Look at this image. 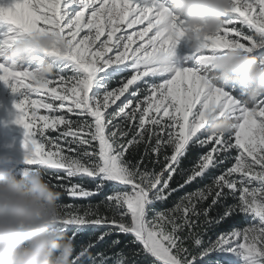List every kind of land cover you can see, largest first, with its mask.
I'll list each match as a JSON object with an SVG mask.
<instances>
[{
    "label": "snow or ice",
    "instance_id": "6c2138e0",
    "mask_svg": "<svg viewBox=\"0 0 264 264\" xmlns=\"http://www.w3.org/2000/svg\"><path fill=\"white\" fill-rule=\"evenodd\" d=\"M169 5L0 0V82L22 97L14 123L24 129L25 163L43 166L68 197L103 196L61 204L73 264H264V97L221 88L210 63L233 46L264 63V0H232L199 50ZM46 32L67 45L48 53L52 77L39 81L32 64L4 63L15 39ZM38 108L49 114L37 116ZM209 113L227 116L232 131L209 137Z\"/></svg>",
    "mask_w": 264,
    "mask_h": 264
},
{
    "label": "clouds",
    "instance_id": "9594fccd",
    "mask_svg": "<svg viewBox=\"0 0 264 264\" xmlns=\"http://www.w3.org/2000/svg\"><path fill=\"white\" fill-rule=\"evenodd\" d=\"M172 18L185 22V33L192 47L199 50V37L215 36L232 0H170ZM66 50L59 33L22 35L3 51L10 68L34 66V77L45 81L55 73L48 53L53 48ZM161 64L167 57L161 56ZM211 76L223 89L240 90L248 101L264 97V63L256 56L230 47L213 55ZM233 125L227 116L209 113V137L227 135ZM61 191L46 179L43 166L26 167L19 177L15 167L0 166V264H73V237L62 226L65 219Z\"/></svg>",
    "mask_w": 264,
    "mask_h": 264
},
{
    "label": "rangeland",
    "instance_id": "374dc122",
    "mask_svg": "<svg viewBox=\"0 0 264 264\" xmlns=\"http://www.w3.org/2000/svg\"><path fill=\"white\" fill-rule=\"evenodd\" d=\"M144 26L145 25H136L134 29L138 31ZM127 31L130 33L133 29H128ZM149 35H151V33H149ZM145 39H147V37ZM66 75H71V73L66 72ZM111 86H118V83L113 82ZM32 98L39 99L40 97L33 94ZM20 99H22V97L19 93H12L9 86L0 82V166L6 168L15 167L17 176L20 175L24 168L29 167V165L25 163V156L28 154L29 149L24 144V129L22 126L14 123L17 115L14 104L18 103ZM117 103H119V101ZM36 112L37 116L49 114L42 108L36 109ZM42 126L43 122L38 121V127ZM46 132L51 136L57 135L54 131L48 132V130H46ZM210 147L211 145L208 146V148ZM47 150L48 146L46 145L45 151Z\"/></svg>",
    "mask_w": 264,
    "mask_h": 264
},
{
    "label": "trees",
    "instance_id": "16d2710c",
    "mask_svg": "<svg viewBox=\"0 0 264 264\" xmlns=\"http://www.w3.org/2000/svg\"><path fill=\"white\" fill-rule=\"evenodd\" d=\"M208 149H209L208 147L207 148H201L200 152L203 153V152L207 151ZM194 156H195V153L194 152H190L188 154V161H185V163H188L189 161H191ZM86 186L89 187V188L94 187V185L91 184L90 182H87ZM195 187H196V185L194 184L191 187L184 189L183 191H191ZM57 190L61 191V193H62L60 201H59L60 204H74V203H81V204L93 203V204H95V203H98L99 200L103 198L102 195L101 196H97V197H95V198H93L91 200H85V199H80V198H72V197H68L67 194L63 190L58 189V188H57ZM173 199H175V195L172 198H170L169 204L167 206H171V200H173ZM241 226H246V224L241 225ZM223 230H230V228L226 224V225H224V227L222 229H218V231H223ZM90 234H91L90 230L88 232L84 233L85 238L88 235H90ZM66 235L71 236L72 235V231L71 230H67L66 231ZM121 236H123V234H121ZM75 247H76V250L78 251L79 247H80V243L78 242ZM104 247L105 246L103 244L97 246L96 248H94L92 250L93 254H96L97 252L101 251Z\"/></svg>",
    "mask_w": 264,
    "mask_h": 264
}]
</instances>
